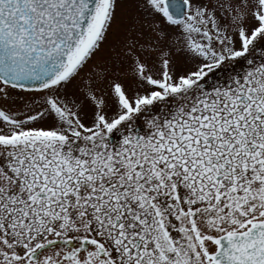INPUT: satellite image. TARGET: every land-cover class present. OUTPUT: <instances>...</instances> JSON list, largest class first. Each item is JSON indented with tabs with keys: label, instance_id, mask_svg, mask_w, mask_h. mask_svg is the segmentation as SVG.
Masks as SVG:
<instances>
[{
	"label": "snow or ice",
	"instance_id": "1",
	"mask_svg": "<svg viewBox=\"0 0 264 264\" xmlns=\"http://www.w3.org/2000/svg\"><path fill=\"white\" fill-rule=\"evenodd\" d=\"M0 264H264V0H0Z\"/></svg>",
	"mask_w": 264,
	"mask_h": 264
}]
</instances>
